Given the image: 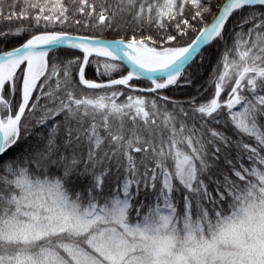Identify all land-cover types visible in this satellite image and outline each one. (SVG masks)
I'll return each mask as SVG.
<instances>
[{
	"label": "snow or ice",
	"instance_id": "1",
	"mask_svg": "<svg viewBox=\"0 0 264 264\" xmlns=\"http://www.w3.org/2000/svg\"><path fill=\"white\" fill-rule=\"evenodd\" d=\"M30 155L264 264V0H0V175Z\"/></svg>",
	"mask_w": 264,
	"mask_h": 264
},
{
	"label": "trees",
	"instance_id": "2",
	"mask_svg": "<svg viewBox=\"0 0 264 264\" xmlns=\"http://www.w3.org/2000/svg\"><path fill=\"white\" fill-rule=\"evenodd\" d=\"M79 158V157H78ZM0 175V264H200L196 221L123 194L111 176L35 155ZM253 202L264 203V184Z\"/></svg>",
	"mask_w": 264,
	"mask_h": 264
},
{
	"label": "rangeland",
	"instance_id": "3",
	"mask_svg": "<svg viewBox=\"0 0 264 264\" xmlns=\"http://www.w3.org/2000/svg\"><path fill=\"white\" fill-rule=\"evenodd\" d=\"M48 159H49V161L58 162L60 164L62 163L64 168H65V171H64L65 174H69L71 172V170L74 168V165L67 164V163H65V161L60 160L59 158L53 159L52 157H48Z\"/></svg>",
	"mask_w": 264,
	"mask_h": 264
}]
</instances>
